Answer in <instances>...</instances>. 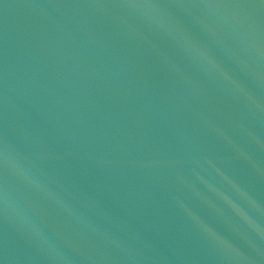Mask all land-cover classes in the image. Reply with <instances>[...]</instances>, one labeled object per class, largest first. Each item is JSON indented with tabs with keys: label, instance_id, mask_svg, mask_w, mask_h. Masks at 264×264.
<instances>
[{
	"label": "water",
	"instance_id": "water-1",
	"mask_svg": "<svg viewBox=\"0 0 264 264\" xmlns=\"http://www.w3.org/2000/svg\"><path fill=\"white\" fill-rule=\"evenodd\" d=\"M0 264H264V0H0Z\"/></svg>",
	"mask_w": 264,
	"mask_h": 264
}]
</instances>
